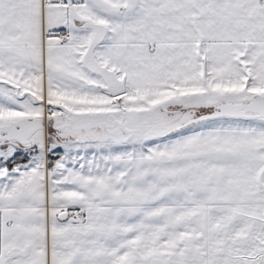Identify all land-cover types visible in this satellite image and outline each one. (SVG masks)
Instances as JSON below:
<instances>
[{"label":"snow or ice","instance_id":"1","mask_svg":"<svg viewBox=\"0 0 264 264\" xmlns=\"http://www.w3.org/2000/svg\"><path fill=\"white\" fill-rule=\"evenodd\" d=\"M0 264H264V0H0Z\"/></svg>","mask_w":264,"mask_h":264}]
</instances>
